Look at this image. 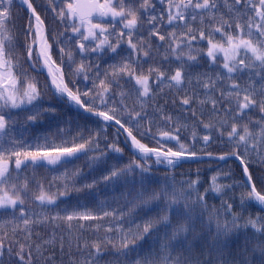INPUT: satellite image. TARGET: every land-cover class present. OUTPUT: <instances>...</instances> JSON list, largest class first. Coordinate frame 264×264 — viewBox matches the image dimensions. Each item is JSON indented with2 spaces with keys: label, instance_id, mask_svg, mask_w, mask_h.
Listing matches in <instances>:
<instances>
[{
  "label": "snow or ice",
  "instance_id": "snow-or-ice-1",
  "mask_svg": "<svg viewBox=\"0 0 264 264\" xmlns=\"http://www.w3.org/2000/svg\"><path fill=\"white\" fill-rule=\"evenodd\" d=\"M136 2L138 7L133 6ZM21 3L30 13L23 30V41H19L16 34L13 16L14 0H0V215L9 210L13 214V219L0 224V229H3L5 224H11L13 232L22 231L28 240H31L34 226L52 225L55 228L58 227L57 222L62 221L71 230L73 221H92L112 217L114 223L106 226V231L118 233L119 243L112 239H108L107 243L116 249L119 255L128 257L130 252L138 251L134 247L136 240L143 239L144 235L151 232L158 224L171 226L170 214L184 221L173 229L171 240H177L181 234L188 233L194 227L190 214L173 207L182 199L188 198L183 186L179 190L172 188L149 192L144 187L143 176L139 182V190L133 182L129 196H132V192L135 195L127 200L124 210L101 209V213L98 214L91 211H71L65 212L64 215L59 212L54 215L49 214L47 206L56 205L58 198L66 195L70 187H74L70 180L80 174L79 170L72 172L71 177L67 172L62 174V177H57L56 179L63 178L64 183L53 190L52 184L46 188L43 183L35 179L30 181L27 176H22L20 171L22 165L25 168L35 167L37 163L66 166L81 155L97 162L106 153L101 151L99 156L89 155L99 148L98 142L93 143V137L79 140L73 137L71 140H62L60 144H56L47 137L43 138L44 143H40L38 137L35 138L34 143H25L12 136L10 127L12 110L27 112L26 119L33 123L37 122L44 112H55L54 107L44 108L42 103H39L40 87L38 82L24 70L22 60L33 68L42 60L51 76V84L59 96L105 122H114L127 134L131 146L141 154L142 160H133L124 167L113 166L101 178L104 182H115L119 178H126L135 173L137 169L141 174L148 172L146 161L151 157L155 158V163L166 162L169 166L175 165L182 159L197 158V152L190 151L186 144L180 141L179 124L174 123L172 117L166 113L162 114L160 119L172 123V130L166 128L158 130V135L165 140L176 141L178 144L176 151L171 147L164 149L159 140H157L158 147H149L133 134V128L138 129L141 120L146 118L144 106L153 99L155 92L159 90L158 86L166 83L169 88L176 87L182 90L186 80L188 83L192 82L185 75L186 60L198 63V56L206 55L210 63L221 71L214 76L203 73L195 77L196 83L206 92V98L199 103L210 104L212 113L217 117L223 113V118L218 119L216 125L201 121L204 129L208 130L201 139L205 145L209 144L213 140L211 130L214 128L218 138H226V143L230 146L229 153L214 156L213 153L208 152L207 156L219 161H225L229 156L239 160L248 186L247 197L264 206V190L257 189L253 174L249 170V162L245 161V156L251 154L255 156L257 164H264V0H155V2L127 0V3L126 0H49L53 5L52 12L63 25L64 32L71 31L73 34L67 39L74 41L77 52L82 57L78 63L71 48L60 47L59 42L49 33L45 20L32 0H21ZM157 3L163 6L159 13L155 11ZM144 22L149 25V35L157 37L160 41L167 40L164 58L168 59L171 56L180 62L175 71L168 76L156 66L150 65L146 70L143 68V63H147V58L151 55V45L141 38L134 41L133 36H138ZM165 23L171 26V30L161 33L160 27ZM117 24L121 28L118 31H110L116 29ZM197 40L205 42L206 51L193 47V41ZM122 42L127 43L129 55L119 63L109 65L103 79H99L100 73L97 72V79L92 81L91 89L81 92L79 88L69 86L73 81L65 80L63 70L65 56L70 62L67 65L69 74L87 81L88 68L91 67L85 64L87 56L90 53H103L106 49L116 53ZM53 43L58 47L59 64L52 58ZM133 56L136 57L135 60ZM141 57L144 58L143 63ZM96 67L99 69L98 64ZM124 77H127L125 83L133 84L134 104L138 105L139 110L137 107L129 108L126 103L131 94L120 85V80ZM114 85L119 89L118 92L113 91ZM117 95L120 97L118 105L115 100ZM180 103L185 106L190 105L193 103V98L185 95ZM253 111L261 113L258 120L251 119ZM120 112L127 113L129 120L122 122ZM148 123L149 127L145 129V134L151 132V121ZM191 135L194 143L196 133L193 132ZM106 147L114 153L123 151L116 143ZM30 183L35 185L34 191L30 188ZM95 183L96 181H93L82 187L91 189ZM198 183L197 178L189 181L187 187L197 192V200L201 207H207L204 198L207 191L220 193L225 187L218 182V174L211 177L209 189L205 190L204 195L199 194V189L196 188ZM261 185L264 186V180L261 181ZM188 195L190 196V192ZM29 199L40 207L39 213H29L25 207ZM161 200L167 202L163 209L164 215L146 219L142 224H135V229L128 227L125 231L121 222L126 215L131 217L137 208L147 207L150 203ZM222 207L225 216L231 217L230 220H222L215 213L209 216V224L215 222L217 237L220 235L226 237L247 227L264 236V221L249 218L241 224L237 216L232 213L230 203L222 204ZM17 212L19 216H15ZM103 243V241L93 242L91 250L87 242L77 244L76 247L82 252V259L74 260L73 264H101ZM15 244L14 249L13 241H9L6 245L4 239L0 238V264H5V258L11 264L13 257L15 264H33L34 255L43 256L48 251V246L52 244V240H42L39 244L35 241L31 243L15 241ZM130 245L133 247L130 248ZM168 248V244L163 246L162 251L165 253L163 256L141 258L138 255L133 264H180L178 257H171ZM257 250L261 255V264H264V242L257 243L253 251ZM61 251H63V242H61Z\"/></svg>",
  "mask_w": 264,
  "mask_h": 264
},
{
  "label": "trees",
  "instance_id": "trees-1",
  "mask_svg": "<svg viewBox=\"0 0 264 264\" xmlns=\"http://www.w3.org/2000/svg\"><path fill=\"white\" fill-rule=\"evenodd\" d=\"M37 11L45 20L48 26L49 33L55 37L59 42L60 47L66 49L71 48L74 59L77 63L82 58L75 47L73 40H68L67 37L73 36L71 31L66 35L63 34L61 23L55 18L52 12L53 5L49 0H32ZM155 2V0H154ZM127 3V0H126ZM138 7V2L133 4ZM163 6L156 5V13L160 12ZM14 22L16 25V34L19 41H23V30L27 24L29 17L28 12L21 7L17 0H14ZM121 28L117 24L116 29L110 31H118ZM149 25L144 22L139 30L138 36L134 35L133 40L138 38L143 39L145 43L151 45V55L147 58V63H143L144 58L141 57L143 68L146 70L150 65L159 67L168 76L172 74L180 63H175V58L169 56L164 58L165 50L167 49V40L160 41L157 37H153L148 33ZM171 30V26L166 23L160 27L161 33H166ZM115 41V37L112 38ZM196 49H205V42L197 40L193 45ZM21 53L23 50H20ZM129 49L126 42H122L116 53L105 50L103 53H90L85 59L88 68L89 80L85 81L82 77L72 76L69 74L67 65L70 63L67 56L64 58L63 70L65 80H72L73 84L70 87L79 88L81 92L86 89H91L92 81L97 79V72L100 73L99 79H103L105 72L109 69V65L119 63L126 56L129 55ZM52 58L57 64L60 63L58 55V47L53 43ZM135 60L136 57L133 56ZM23 64L24 70L28 72L30 77L34 78L41 90V100L44 108L54 107L55 112H44L39 120L35 123L26 119L28 113L20 110H12L13 116L10 121L12 128V136L25 143H34L35 138H40V143H44V137L49 141H54L60 144L62 140H71L93 137V143H99V148L92 151L90 156H99L101 151L106 155L97 162H93L86 156L81 155L80 158L72 160L66 166L62 164L50 165L47 163H37L35 167L25 168L21 167L22 176H27L29 180L35 179L37 182L43 183L47 188L49 184L53 185V190L56 187L63 185L64 179H56L62 177V174L67 172L69 177L71 173L79 170V175L72 178L70 183L74 187H70L66 195L58 198L57 204L47 206L49 214L54 215L59 212L64 215L65 212L71 211H91L94 214L101 213V209L124 210L127 206V200L135 195L129 196L132 191L133 182H135L136 189H140V180L143 176L144 187L149 192L152 190H161L175 188L185 189L187 199H182L179 204L174 205V208H180L185 213L192 217L193 229L186 234H181L177 240H171L173 229L178 224L184 221L174 215L170 214V225L158 224L151 232L144 235L143 239H138L134 247L137 252H130L128 257L119 255L116 249L107 243L108 239L114 240L117 244L118 233L115 231L107 232L106 226L114 223L112 217H103L102 219L92 221H73L71 230L68 225L62 221L57 222L58 227L52 225L34 226V232L31 240L25 236L22 231H12L11 224H5L3 229H0V238L4 239L7 245L9 241H13V248H16L15 241L20 243H35L39 244L42 240L50 239L52 244L48 246V251L43 256L39 254L34 255L33 264H73L74 260L82 259V252L76 245L87 242L90 246L93 242L103 241V259L101 264H133L138 255L142 258L144 256H163L165 253L162 248L165 244L169 245L168 253L173 258H179L180 264H261V255L259 251H253L257 243L264 242V236L260 233H255L251 227L240 229L229 236L220 235L217 237L215 230V222L209 224V216L215 213L221 219H231L230 216H225L222 204L230 203L232 205V213H234L239 222L243 224L249 218L259 219L264 221V208L256 201L247 197L248 186L245 183V177L242 167L235 160L227 162H215L208 160L199 161H179L173 166H169L166 162L155 163V158L147 159L146 166L149 171L141 174L139 169L135 173L130 174L126 178H119L115 182H104L101 178L107 174L113 166L124 167L133 160L141 159L140 154L133 150L126 135L115 125L105 123L95 117L88 116L84 112L78 110L67 99L59 96L52 88L50 80L43 71L40 63L35 67H29L27 63ZM99 65L97 69L96 65ZM139 71V69H138ZM185 75L191 79V83L186 80L183 89L176 87L169 88L167 84H160L158 91L152 100L148 101L144 106L146 118L140 122V127L133 128V134L141 140L142 143L149 147H158L157 140L161 142L164 149L171 147L173 151L178 150V144L174 140H165L158 135V130L168 129L172 130V123L160 119L164 113L170 115L174 123L180 126V141L185 143L190 151H196L197 155H207L208 152L213 153L214 156L226 154L230 152V146L226 143V138H218L215 129L213 128V140L205 145L201 137L207 133L203 124L211 123L216 125L218 119L223 118V113L220 117L212 113L210 104H200L199 101L206 98V92L201 85L197 84L194 76L207 73L214 76L219 71L215 65H212L209 59L204 54L198 56L197 62L185 63ZM155 76V73L153 74ZM127 77L120 80L121 87L129 92L130 98L126 100L129 108L137 107L134 104L135 94L132 92L133 84L125 83ZM154 87H156L154 85ZM113 91L118 92L119 89L113 86ZM187 95L193 98V103L190 105H182L180 101ZM83 99H89L83 97ZM117 105L119 104V95L115 96ZM160 109V111H158ZM139 110V109H138ZM7 111V110H5ZM195 112V115H193ZM122 122L128 121L127 113L120 112ZM261 116L259 111L251 113L252 120H258ZM151 121V132L145 134V129L149 127ZM134 123V121H133ZM126 126H129L126 124ZM196 133V141H192V133ZM98 134V135H97ZM143 134V135H142ZM111 143H116L123 151L122 153H114L110 148L106 147ZM245 161L249 162V170L252 172L254 182L258 190H264L261 181L264 180V164H257L255 156L249 154L245 156ZM218 174V182L225 185L220 193H215L211 190L207 191L204 197L207 207H201L197 200V192L188 189L189 181L199 179L196 188L199 189V194L204 195L205 190L209 189L210 179L213 175ZM15 178V173H13ZM94 187L91 189H84V184L93 183ZM30 188L35 190V185L30 183ZM76 189H81L77 191ZM61 191L63 189L61 188ZM190 192V196L188 193ZM243 197V200H242ZM165 200L152 202L147 207H139L131 217L125 216L121 222L124 225L125 231L128 227L135 229V224H142L146 219L155 218L158 215H164L163 209L166 207ZM187 205V207H185ZM25 207L29 213H39L41 211L37 204L32 203L31 199L26 201ZM19 216V213H15ZM13 219L11 210L0 215V224L5 221ZM80 225H83L81 227ZM61 242H63V251H61ZM133 247L130 245V248ZM245 249H247L245 251ZM5 264H9L5 258ZM11 264H15V258Z\"/></svg>",
  "mask_w": 264,
  "mask_h": 264
},
{
  "label": "water",
  "instance_id": "water-1",
  "mask_svg": "<svg viewBox=\"0 0 264 264\" xmlns=\"http://www.w3.org/2000/svg\"><path fill=\"white\" fill-rule=\"evenodd\" d=\"M18 3H19L24 9H26V6H25V5H22L21 0H18ZM26 10H27V9H26ZM29 14H30V13H29ZM41 63H42V65H43V61H42V60H41ZM43 67H44V70H45L46 74L48 75V77H49V79H50V82H51V76L49 75L48 69H47L44 65H43ZM51 85H52V84H51ZM52 87L54 88L53 85H52ZM54 89H55V88H54ZM74 105H75V104H74ZM76 107H77L79 110H81L82 112H84L85 114H87V115H89V116H92V117H95V118H98V119H100L101 121H103L101 118L95 116L94 114L85 112L83 109L79 108L77 105H76ZM103 122H105V121H103ZM106 123H109V124L115 125V126H117V127L119 128V126L116 125L114 122H106ZM120 130H121V131L127 136V134H126L122 129H120ZM128 139H129V138H128ZM129 141H130V139H129ZM130 143H131V141H130ZM133 150H134L136 153H138L134 148H133ZM138 154H140V153H138ZM140 155H141V154H140ZM198 160H208V161H215V162H227V161H230V160H235V161H237V162L240 164V166L242 167L240 161L237 160V159L234 158V157H231V156H229V158H228L227 160H225V161H219V160L210 159L207 155H199V156H197V158H186V159H182V160H180V161H198ZM244 177H245V176H244ZM261 206H262V205H261ZM262 207L264 208V206H262Z\"/></svg>",
  "mask_w": 264,
  "mask_h": 264
},
{
  "label": "flooded vegetation",
  "instance_id": "flooded-vegetation-1",
  "mask_svg": "<svg viewBox=\"0 0 264 264\" xmlns=\"http://www.w3.org/2000/svg\"><path fill=\"white\" fill-rule=\"evenodd\" d=\"M61 25H62V24H61ZM62 30H63V34L66 35L67 33L64 32L63 25H62ZM195 43H196V41H193V45H194ZM185 60H186V58H185ZM186 62H187V60H186ZM189 62H191V61H189ZM175 63L178 64V63H180V62L175 60ZM194 75H195V74H194V72H193V74H192V79H193V80L195 79V76H194Z\"/></svg>",
  "mask_w": 264,
  "mask_h": 264
}]
</instances>
